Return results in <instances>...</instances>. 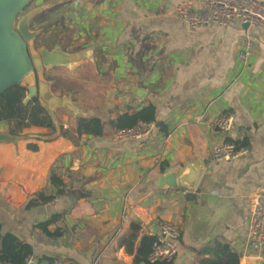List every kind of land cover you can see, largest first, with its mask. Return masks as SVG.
Returning <instances> with one entry per match:
<instances>
[{
	"label": "crops",
	"instance_id": "0c3cea01",
	"mask_svg": "<svg viewBox=\"0 0 264 264\" xmlns=\"http://www.w3.org/2000/svg\"><path fill=\"white\" fill-rule=\"evenodd\" d=\"M184 1L38 0L32 8L39 11L31 26L40 30L34 51L77 55L40 73L63 100L49 112L53 127L0 120V133L15 137L0 141L2 233L32 246V264H133L123 244L132 222L141 225L136 247L155 225L180 228L173 264H200L199 251L216 240L229 243L240 264H262L248 220L264 185V26L191 27L174 12ZM246 39L253 50L244 66L238 53ZM148 103L167 130L155 122L141 139L116 137L109 122ZM224 112L235 116L227 135L205 126ZM80 116L101 118L104 134H78ZM242 134L247 151L205 166L194 190L159 184ZM54 214L62 219L49 229L62 234L50 237L37 225Z\"/></svg>",
	"mask_w": 264,
	"mask_h": 264
},
{
	"label": "built area",
	"instance_id": "2783aa9c",
	"mask_svg": "<svg viewBox=\"0 0 264 264\" xmlns=\"http://www.w3.org/2000/svg\"><path fill=\"white\" fill-rule=\"evenodd\" d=\"M196 4L199 8L194 7ZM174 12L191 27L213 23L220 26L236 23L248 24L249 27L264 26V1L260 0H187L176 5ZM252 50V41L246 39L238 53V58L244 66L249 63ZM204 124L211 130L227 135L234 128L235 116L233 113L224 112L213 120L204 121ZM154 128L155 122L139 121L133 127L117 129L115 135L118 138L141 139ZM244 140L245 136L242 134L236 140H226L222 144L214 145L206 162V169L245 153L247 147L242 145ZM124 219L128 220L127 213L124 214ZM154 235L155 240L147 256L148 262L173 261L178 252L180 228L173 223L164 222L159 225L158 232ZM248 241L263 250L260 259L264 264V185L259 187L253 196L248 220ZM32 263L33 256H30L25 264Z\"/></svg>",
	"mask_w": 264,
	"mask_h": 264
},
{
	"label": "trees",
	"instance_id": "16d2710c",
	"mask_svg": "<svg viewBox=\"0 0 264 264\" xmlns=\"http://www.w3.org/2000/svg\"><path fill=\"white\" fill-rule=\"evenodd\" d=\"M28 95L27 88L21 85H13L0 94V120L13 118L17 121L18 128H26L32 125L53 127V121L49 112L41 105L38 97H33L28 103L25 98ZM139 121L156 122L158 126L166 131L163 123L156 120V108L152 103L141 107L138 110L125 112L109 124L117 129L129 128L135 126ZM106 122L99 117H83L77 119L78 134H89L92 136H102L104 134ZM66 133V131H64ZM247 147V142H242ZM56 176H53V182L58 183ZM59 185V184H58ZM58 193H63L59 189ZM53 196H40V202H47ZM39 203L37 200L31 201L30 205ZM62 219V215L54 214L49 219L38 223V227L50 237L59 236L62 230L57 228L50 230L49 226ZM141 234V225L138 222H132L130 232L123 240L125 249L134 255L133 264L148 262L147 256L155 240V235L144 234L141 236L140 243L136 247V242ZM32 246L18 238L12 233H2V224L0 223V262L5 264H25L27 259L32 256ZM200 264H240V255L229 243L220 240L213 241L205 245L200 251ZM150 264H173V261H162Z\"/></svg>",
	"mask_w": 264,
	"mask_h": 264
},
{
	"label": "water",
	"instance_id": "95a60500",
	"mask_svg": "<svg viewBox=\"0 0 264 264\" xmlns=\"http://www.w3.org/2000/svg\"><path fill=\"white\" fill-rule=\"evenodd\" d=\"M33 0H0V94L13 85L27 88L28 96L25 103L33 97H38L41 105L50 112L54 106L63 100L52 94L50 82L42 79L40 73L45 67L69 63L77 55L61 49L48 50L42 47L39 52L34 51V40L40 30L33 29L31 22L39 9L24 10ZM244 24V27H248ZM134 94L144 99L147 90L141 87H130ZM14 136L0 133V141L14 140ZM206 163L187 160L176 173L164 175L160 185L194 190L204 172ZM158 225L152 229V234L158 232Z\"/></svg>",
	"mask_w": 264,
	"mask_h": 264
},
{
	"label": "rangeland",
	"instance_id": "374dc122",
	"mask_svg": "<svg viewBox=\"0 0 264 264\" xmlns=\"http://www.w3.org/2000/svg\"><path fill=\"white\" fill-rule=\"evenodd\" d=\"M38 2V0H33L29 5L28 7L24 10V12H28L29 10H31L34 5H36ZM63 84H66L63 80L59 81V85H63Z\"/></svg>",
	"mask_w": 264,
	"mask_h": 264
}]
</instances>
